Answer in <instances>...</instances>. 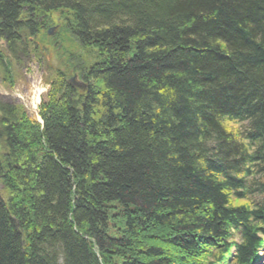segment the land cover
Masks as SVG:
<instances>
[{
  "label": "trees",
  "instance_id": "1",
  "mask_svg": "<svg viewBox=\"0 0 264 264\" xmlns=\"http://www.w3.org/2000/svg\"><path fill=\"white\" fill-rule=\"evenodd\" d=\"M60 8L77 47L101 58L84 93L58 85L41 129L0 100V175L29 196L0 194V264H215L230 246L233 264L254 263L264 0H0V39L14 53L23 30L37 32L31 18ZM37 137L39 157L28 145ZM110 202L123 212L120 237L103 229Z\"/></svg>",
  "mask_w": 264,
  "mask_h": 264
},
{
  "label": "rangeland",
  "instance_id": "2",
  "mask_svg": "<svg viewBox=\"0 0 264 264\" xmlns=\"http://www.w3.org/2000/svg\"><path fill=\"white\" fill-rule=\"evenodd\" d=\"M31 20L37 25V32L27 35L23 30L20 34L21 42L14 53L10 52L0 39V100L17 106L22 113V123L29 128L39 126L41 129L44 109L52 99L60 98L61 91L70 89L71 94L75 95L85 92L86 83L83 76L87 74L90 66L100 61L101 54L92 45L85 52L81 51L70 38L68 25L74 18L66 8L52 9ZM58 85L61 86L60 92L57 91ZM38 139H29L31 143L28 145L33 155L39 157L44 146L41 147L42 143L39 146ZM3 148L0 142V161L7 157ZM4 175H0V194L5 203L12 201L27 204L29 196L24 193L20 182L9 171ZM105 210L107 216L104 231L109 236L120 237L125 229L120 205L110 202L105 206ZM230 232L231 236H236L233 229ZM25 236L23 233L24 241ZM261 243L255 264H264V240ZM233 251L230 249L225 255V260L215 264H232L230 254ZM184 258L191 261L190 255H185ZM113 260L118 262L121 259Z\"/></svg>",
  "mask_w": 264,
  "mask_h": 264
},
{
  "label": "bare ground",
  "instance_id": "3",
  "mask_svg": "<svg viewBox=\"0 0 264 264\" xmlns=\"http://www.w3.org/2000/svg\"><path fill=\"white\" fill-rule=\"evenodd\" d=\"M230 248H231V249H233V248H234V246H230ZM228 251H230V250H228ZM262 254L264 255V251L262 252Z\"/></svg>",
  "mask_w": 264,
  "mask_h": 264
}]
</instances>
